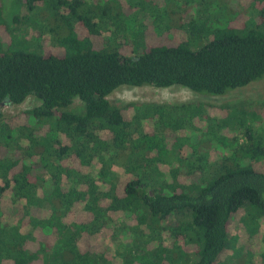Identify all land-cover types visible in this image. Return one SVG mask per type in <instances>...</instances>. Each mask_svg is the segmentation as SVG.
<instances>
[{"label": "trees", "instance_id": "16d2710c", "mask_svg": "<svg viewBox=\"0 0 264 264\" xmlns=\"http://www.w3.org/2000/svg\"><path fill=\"white\" fill-rule=\"evenodd\" d=\"M212 1L17 0L14 35L0 0V264H264V104L109 100L263 79L264 0L223 29Z\"/></svg>", "mask_w": 264, "mask_h": 264}, {"label": "rangeland", "instance_id": "374dc122", "mask_svg": "<svg viewBox=\"0 0 264 264\" xmlns=\"http://www.w3.org/2000/svg\"><path fill=\"white\" fill-rule=\"evenodd\" d=\"M1 1L3 4L4 17L8 31L14 33V35H22L21 31L23 29L16 26L13 22V17L15 15L20 16L23 12L20 7H17V0ZM249 6L250 2L246 0H213L209 15L211 20L215 23V26L223 29L228 27V24H230L233 20H236V18L241 14L243 8H247ZM249 11L250 10H248V12ZM248 12L247 15L249 17L256 16V13ZM135 19L138 23L143 22L145 20V15L140 13L136 14ZM0 38L3 42H7L9 35L4 31V33H0ZM109 100L112 104L123 109L132 107V105L142 104L173 105L188 102L202 103L208 105L210 107L208 110L212 111V113H217L220 106L237 103L241 100H247L252 102V105L250 106L251 110H258L264 104V78L252 82L245 87L229 91L225 96H210L207 94L193 93L188 89L178 86L170 88H154L149 86L133 88L122 86L109 96ZM37 105L38 102L30 96L21 105L3 107L2 112L8 117H12L17 124H21L24 119L23 111ZM81 106V102L76 100L72 105V109L79 111ZM241 215L242 214H238L232 220V229L234 230V233L237 234L241 231L239 226ZM261 221L264 223V219ZM236 228H238V230ZM90 242L95 245L97 244V240L94 239H91ZM241 247L244 251L248 250L247 247L244 248L243 245H241ZM262 252H264V250ZM193 258H195V256ZM242 261L243 258L238 257L237 262L242 263Z\"/></svg>", "mask_w": 264, "mask_h": 264}]
</instances>
